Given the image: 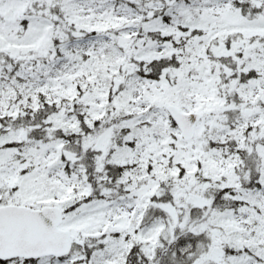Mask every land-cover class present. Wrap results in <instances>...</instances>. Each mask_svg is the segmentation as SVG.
I'll return each instance as SVG.
<instances>
[{
    "label": "snow or ice",
    "instance_id": "obj_1",
    "mask_svg": "<svg viewBox=\"0 0 264 264\" xmlns=\"http://www.w3.org/2000/svg\"><path fill=\"white\" fill-rule=\"evenodd\" d=\"M0 264H264V0H0Z\"/></svg>",
    "mask_w": 264,
    "mask_h": 264
}]
</instances>
